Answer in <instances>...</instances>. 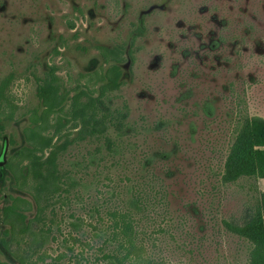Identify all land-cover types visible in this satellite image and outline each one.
<instances>
[{"label": "rangeland", "instance_id": "374dc122", "mask_svg": "<svg viewBox=\"0 0 264 264\" xmlns=\"http://www.w3.org/2000/svg\"><path fill=\"white\" fill-rule=\"evenodd\" d=\"M142 17L146 31L133 39ZM118 44L127 48L124 83L103 97L113 122L61 153L64 189L43 202L40 220L29 213L48 242L36 250L25 235L0 259L264 264L262 254L251 262L255 245L244 235L262 212L264 178H236L241 158L264 143V0H0V85L12 75L7 92L18 105L1 123L7 161L40 106L35 77L55 63L72 89L81 72L105 66L98 45ZM116 212L134 217L135 247Z\"/></svg>", "mask_w": 264, "mask_h": 264}, {"label": "trees", "instance_id": "16d2710c", "mask_svg": "<svg viewBox=\"0 0 264 264\" xmlns=\"http://www.w3.org/2000/svg\"><path fill=\"white\" fill-rule=\"evenodd\" d=\"M146 28V20L142 17L134 30L133 39L143 35ZM97 48L105 66L90 73L81 72L80 79L72 89L64 83L58 73L59 67L55 63L48 65V70L43 76L35 75L36 95L40 106L28 112L30 125L24 129L28 146L15 154L17 160L12 167L19 186L27 190L29 187L32 188L28 191L35 201L38 212L35 216L36 220H40L39 215L44 211L43 202L47 201L50 195L59 194L64 189L58 162L61 153L78 140L106 132L109 128L108 122H113V111L107 108L104 98L109 93L119 90L124 83L123 64L127 59V48L125 44L112 47L98 45ZM133 53L134 51L129 49L132 59H134ZM55 54H61L59 48H55ZM11 81L12 75L5 78L0 85V107H5L4 110H0V129L2 130V121L14 120L18 110L14 95H9L7 92ZM249 127L250 125L246 127L244 125L241 128L236 148L248 138ZM261 147H264V143H257L252 153L241 158L239 172H236L237 179L252 174L264 178V149ZM23 161H27L25 166H22ZM233 163L234 155L231 154L223 174L226 180L234 170ZM261 205L262 212L258 219L250 222L249 229L244 232L247 240L255 245L251 253L252 263H256L261 254L264 256V202ZM32 208V203L21 196L14 198L13 203L4 208L0 214V221L7 226L5 233L10 237L4 239L7 244L18 241L25 235L30 236V241L36 250L41 249L48 242L49 236L43 230L44 228L35 230L31 222L27 221L24 210ZM114 215L119 217L115 226L121 228L123 235L128 237L127 241L135 247L132 238L135 232L134 217L128 212H116ZM73 225L75 228L79 227L78 223ZM13 255L17 256L15 253ZM18 258L22 264H25L23 257ZM0 264L10 263L0 260ZM147 264H154V262H147Z\"/></svg>", "mask_w": 264, "mask_h": 264}, {"label": "flooded vegetation", "instance_id": "af4514ba", "mask_svg": "<svg viewBox=\"0 0 264 264\" xmlns=\"http://www.w3.org/2000/svg\"><path fill=\"white\" fill-rule=\"evenodd\" d=\"M28 125H30V119H29ZM24 136H25V134H24ZM27 146H28V144H27L26 137H25V144L19 150H21ZM13 154H15V151ZM16 159L17 158H15L13 161H11L12 158H10L5 165H1V163H0V187L1 186L6 187V182L8 180H10L9 188L11 190V192H9V193L2 191V195L0 196V214L2 213V211L4 210V208L7 205H10L13 203L14 198L21 196V197L28 199V201H30L33 205V208L31 210H24L25 214L27 215V221H29V213L31 211H33L34 209H36V205H35V201H33L34 198L29 193V191L27 189L21 188L18 184L19 181L17 180L15 173L13 171V167H12V166H14ZM25 173H26V170H25ZM31 182H32V180H31ZM27 193H29V194H27ZM3 199H4V202H3ZM5 200H7V202ZM6 228H7V226L4 225L3 222L0 221V250L4 254L9 255L12 252L10 251V247H9L10 243L7 244L5 242L6 239L10 238L9 235H7L5 233ZM0 260H3V259H0ZM6 261L9 262L8 260H6ZM9 263L12 264L11 262H9Z\"/></svg>", "mask_w": 264, "mask_h": 264}, {"label": "water", "instance_id": "95a60500", "mask_svg": "<svg viewBox=\"0 0 264 264\" xmlns=\"http://www.w3.org/2000/svg\"><path fill=\"white\" fill-rule=\"evenodd\" d=\"M7 151H8V140L3 142L1 155H0V163L1 165H4L7 161Z\"/></svg>", "mask_w": 264, "mask_h": 264}]
</instances>
